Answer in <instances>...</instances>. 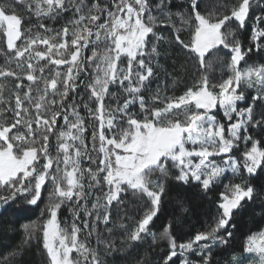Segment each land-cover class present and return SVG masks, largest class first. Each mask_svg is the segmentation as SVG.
I'll use <instances>...</instances> for the list:
<instances>
[{
    "label": "snow or ice",
    "instance_id": "6c2138e0",
    "mask_svg": "<svg viewBox=\"0 0 264 264\" xmlns=\"http://www.w3.org/2000/svg\"><path fill=\"white\" fill-rule=\"evenodd\" d=\"M262 4L264 0H234L229 14L212 19L199 11L200 0H185L184 10L175 12L173 0H110V3L109 0H35L34 14L38 18L55 19L63 13L71 14L60 29L38 22L37 28L44 30L41 34L33 33L31 28L22 30V18L9 13L11 6L0 3V30L7 38L5 62L16 64V70L0 67V77H15L19 81L13 93L14 108H0V118L5 112L14 114L11 124L0 119V206L18 195L27 204L37 205L46 183L51 189L48 219L42 225L23 224L22 244L26 245L41 231L50 264H104L97 248L89 247L86 238L80 239L82 229L77 221L83 224V229H88L86 237L92 236L97 232V224H109L113 203H122L121 194L127 189L146 196L150 202L126 235L128 241L142 242L149 235L156 238L150 226L158 215L164 193V184L159 179L153 180V174L166 177L175 168L177 180L195 183L208 192L226 172L239 175L241 166L249 176L255 175L258 169L264 170V148L260 141L247 134L250 127L264 130V111H259L264 108V66L241 69V61H245L253 48L242 50L229 24L231 21L237 29H243L253 6ZM254 22L251 40L259 52L264 50V39H261L264 38V27H261L264 14L255 15ZM161 26L172 30L177 46L187 49L189 59L196 60L201 69L205 67L206 55L213 49L222 46L228 50L231 75L219 83H210L206 75H201L180 96L161 98L159 90L153 93V59L160 55L158 43L167 42L165 34L157 30ZM187 27L194 34L185 43L180 33ZM17 41H21L19 46ZM90 44H103V51L98 54L94 47L85 60L83 51ZM40 45L44 46L43 50ZM122 57L126 58V67L121 66ZM41 61L47 63L41 64ZM86 61L93 67L94 76L85 88L95 106L85 103L83 107L99 122L91 133V149L85 143L87 129L79 106L74 101L64 103L70 92H76V81L84 72ZM49 65L57 69L54 75L46 77L44 72ZM65 65V71L61 72L60 66ZM25 79L31 83L25 85ZM242 84L255 87L256 91L248 104L238 107L245 100ZM110 85H118L126 94L122 103L115 92L109 91ZM22 88L26 91H21ZM2 93L0 85V104H5ZM106 97L116 99L117 106L106 105ZM218 105L226 121L231 122L227 125V135L225 123L213 114ZM136 106L144 114L142 118L133 111ZM61 117L63 125L57 129ZM13 129L16 132L10 136ZM54 131L56 156L49 152V138ZM249 141L251 147H245L242 165L227 155L240 143L247 146ZM217 156L226 158L217 163L211 159ZM193 158H198V162ZM85 159L97 165L95 169L82 167ZM93 189H101L103 197L97 196L89 207ZM225 192L217 206L215 223L188 242L177 244L171 235V225L165 227L163 235L168 238L170 250L162 258V264H177L178 257H182L179 264H197L189 258V253L201 257L198 264H209L213 246L228 242L218 233L229 227L234 210L242 202L254 199V188L247 184L226 186ZM62 205L71 208V231L61 227L58 219ZM81 212L84 213L82 221ZM231 235V231L226 232L227 237ZM96 243L102 246L105 255L113 249V241L101 239L100 235L96 236ZM245 250L258 257L253 264H264V230L248 238ZM232 264L243 262L233 256Z\"/></svg>",
    "mask_w": 264,
    "mask_h": 264
},
{
    "label": "rangeland",
    "instance_id": "374dc122",
    "mask_svg": "<svg viewBox=\"0 0 264 264\" xmlns=\"http://www.w3.org/2000/svg\"><path fill=\"white\" fill-rule=\"evenodd\" d=\"M200 1L202 2L203 6L201 7V9L199 11H201L202 14L211 17L212 19H215V18L222 16L224 14H229L230 13V5L234 2V0H222L224 8H215L214 6H218V4L220 3V0H214V2H213L214 6L206 5L207 0H200ZM0 3H3L6 7L11 6L10 8H8L9 13L10 14H16L22 18V29L25 26V23H26L25 20L30 18V16H31L30 13H33V15H35L34 14L35 13V0H23L22 3L17 2V0H0ZM184 3H185V0H173V4L175 5V7L172 8V11H174V12L175 11H183L184 10V8H183ZM31 7H32V11L29 10ZM263 8H264L263 5H261V6L254 5L253 6L252 10L250 11V13H252V17H253L252 21L253 22H254V16L255 15L264 14ZM70 15H71L70 13H63L62 16L56 17L55 19L43 18V17L38 18L35 15V21L40 20V23L45 22L44 25L46 27H51L53 29H60L67 22ZM229 24L232 25L231 30L234 33V38H238L239 41L241 42L242 50H246L248 47H250V44H246V46L244 47L242 40H241L242 36L240 34L241 33L240 29H237L235 24L232 23L231 21L229 22ZM254 24H255V22H254ZM263 26H264V24H263ZM28 28H31L33 33L39 31L41 34H44L43 29L33 28V27H28ZM28 28H26V29H28ZM227 28H228V24L225 25V29H227ZM157 30L160 31L161 33L165 34V36L167 37V42L160 41L158 43V52L160 53V55L153 59V65H152L154 68V74H155V78L152 80L153 93H155L157 90H159L161 98L174 97V96L182 95L188 88L194 86L195 82L197 81V79L201 75H206L208 77L210 83H219L222 80L227 79L231 75V73L228 69V64L230 63V53L228 52V50H224L222 48V46L219 49H213L211 52H209L207 54V58L205 59V61H206L205 67L203 69H201L196 60L189 59V55L186 54L188 51L187 49L182 50L181 47L177 46V44L174 41V34L170 28H166L164 26H161ZM223 30L224 29H222V31ZM193 34H194L193 29L191 27L184 28V30L180 33L181 39L184 40L185 43H188L191 41ZM5 39H7L6 36L4 35L3 31L0 30V43H2ZM22 39H23V37H22ZM68 39L70 40L71 36H69ZM20 44H21V41H17V45L19 46ZM39 47L41 50H43V48H44L43 45H40ZM94 47H96L98 54H102L103 47H104L103 44H100L98 46H94V45L90 44L89 48L84 49V51H83V56H84L85 60L87 57L91 56V51ZM213 53H216V54L213 55ZM249 54L245 57V61L247 63H245V61H241V65H240L241 69H243L247 66H264V50L259 51V56H257L256 58L249 57ZM121 59L123 62L121 66L126 67V58L122 57ZM171 59H172V62H170ZM166 62L171 63L170 69L172 70V72L170 70L169 72H167V77H164V75L166 74L165 71L169 70V68L165 67ZM40 63L46 64L47 62L41 61ZM94 63H95V61H93V65H94ZM184 63H186V65H188V66L191 64L194 66L193 70L191 72H188V74H187V71L189 70L188 68H184V70H183L184 72H182V70L180 68V65L182 64V66H183ZM14 66H15V70H16V64L15 63H14ZM0 67L5 68V66L3 65L2 62L0 63ZM66 67H67L66 65L60 66L59 70L61 72H64ZM89 67H90V69L86 70V72H88L87 83L91 82L93 79V76H94L93 67H91V66H89ZM167 67H169V66H167ZM12 69H13V66H12ZM50 69L53 71H50ZM56 69H57V66L49 65L48 67L45 68L44 76L50 77V76L54 75V70H56ZM6 78H8V77H0V85L3 86V93H2L3 98L5 101H7V103L3 104L2 107L3 108H7V107H13L14 108L15 98H14L13 93L16 91V89H14V87L11 86L12 85L11 83L5 81ZM165 78H167V80L164 81ZM125 83H127V82H125ZM42 86L43 85H41V87ZM241 87L243 88L244 93L253 92L255 94V91H256L255 87L247 88L246 85H244V84H242ZM22 89H24V88H22ZM109 91L115 92L117 99L121 103L126 98V94L122 92V90L120 89V87L118 85H110ZM214 91H218V89H214ZM70 93H69V95H70ZM89 95H90V92L87 90L86 92H84L82 94L79 93L77 98L73 99V101L77 102V104L79 105V108L81 110V112L79 111L80 115L85 118V127H86L87 131L84 133V135L86 137V140H85L86 144H87L89 138L91 137V135L89 134L90 126H91V121H90L91 117L88 115L87 110L83 107V105L85 103H88L89 106H91V107L95 106V101L89 100ZM71 102L72 101L68 102L67 100L64 101L65 105H67ZM105 103H106V105L110 104L113 108H115L117 106V100L112 99L111 97H106ZM156 103L159 104L160 101H156ZM243 103H244V101L239 102L238 107H242ZM25 104L27 106V102H25ZM0 108H1V105H0ZM216 110H219L222 117H223V113H222V110L219 108V105L217 106ZM30 111L33 112L34 109H31ZM133 111L138 112V106H136L133 109ZM143 115L144 114L142 112H138V116L140 118H142ZM0 119H2L3 121H6L7 119H10V120L12 119V122H13L14 117L12 118L8 114L4 113V116ZM70 119H71V117H70ZM217 119L219 120L218 117H217ZM220 122H221V120H220ZM228 122H229V124L231 123L230 121H228ZM120 123L123 124L124 121L121 120ZM62 125H63V119L61 117L59 119V124L56 125V128L59 129L62 127ZM124 126L126 127V125H124ZM35 127H36V125L33 124L34 129H35ZM15 132H16V129H13L12 133H9V135L11 136ZM52 134H53V136H55L57 133L54 131ZM225 134L227 135V130H226ZM52 139H51V137L49 138V149H52L51 148L52 143L56 142L54 138H52ZM16 150L17 149L14 147V151H16ZM55 151H56V149H55ZM224 158H226V157L217 156V157H212L211 159H214L217 163H222V160ZM232 158L234 160H236L234 157H232ZM193 159H194V161L198 162V158H193ZM40 162L42 164L44 161L43 162L40 161ZM82 167H84V168L92 167L93 169H95L96 166L92 165V164L89 165V163H84V160H82ZM177 174H178V169L173 168V169H170V171L168 173V177L170 176V177L176 178ZM100 175H103V174L101 173ZM228 177L229 178L238 177L239 178L238 181H240L241 184H244L243 183V177L241 176V173L239 175L234 176L231 172H226L225 176L220 179V182L216 183V185L221 186V192H222L221 195L227 194L225 192L226 186H229L232 184H240V183H238L237 180H235V181H233V183H231L229 180H227ZM152 179L153 180L159 179V180H161L162 183L164 182L162 180L163 177H161L159 173L153 174ZM85 183H87V177L85 179ZM45 185L47 186L46 197H47V199H49V193L51 191L50 184L46 183ZM102 188H103V191L107 190L106 186H104L103 184H102ZM86 191H87V189H86ZM103 191H101V189H93L92 190L93 198H92V200L90 198L88 199V206L89 207H91V205L93 203H95V198L97 196L103 197ZM124 193L126 195L121 194L122 203L117 205L114 202L112 205V219L110 220L109 224L107 226H105L103 224H97V226H96L97 232L94 233L92 236L86 237L88 229H83V224L80 221H77L78 225L82 229L81 233L79 234L80 239L84 240L86 238V242H87L89 247L97 248L98 252H100V254L104 258V264H146L147 262H150V264H158L157 259L155 261H151V260L149 261V260L145 259V257H148L146 255L150 253L151 244L155 243L154 239L151 235L146 236L141 243L140 242H131V241H128L126 239L127 232L132 230L136 226V222L142 217L143 213L148 209V207L150 206V202L148 201L146 196H144L138 192H134L131 189H127ZM220 202H222V199ZM124 205L126 207L129 205L130 208L135 211V214H136L135 217H130L128 214H126V209L124 208ZM64 211H65V213H63L62 216L60 213H58V219L60 220L61 227H67V229L69 231H71V223L73 220V215H72V211H71L70 206L67 207L66 210H64ZM48 217L49 216H47L46 219H48ZM80 218L82 221L84 219V215H80ZM121 224L124 225L123 228L120 227ZM89 225L91 228V219H89ZM108 228L112 229L111 232H109L107 230ZM205 230L206 229H203V228H202V230L199 229V230H197V232L195 234H197L198 232H201V231H205ZM262 230H264V227L260 231H262ZM259 232H256L254 234H258ZM153 233H156V232H153ZM82 234L85 235V237H82ZM97 235H100L101 239H105V240L110 239L111 241H113V249L107 255L104 254L102 246L97 245V243H96V236ZM191 238H194V236ZM191 238L190 237L186 238L184 243L188 242ZM248 238L245 241V249H246ZM219 245H221V244H219ZM215 246H213L212 250L214 249ZM245 249L242 252V254H236V255L229 256V257L228 256L219 257L218 261H220V262L216 263V264H232L233 256L238 257L239 260L243 262V264H253V261H258V257L256 256V254L247 253ZM73 255L75 256V253ZM189 258L192 261L197 262V264L201 259L200 256L192 254V253H189ZM144 259L146 260L145 262H144ZM176 259H177V264H179L182 257H178ZM209 264H214V263L212 261H210Z\"/></svg>",
    "mask_w": 264,
    "mask_h": 264
},
{
    "label": "trees",
    "instance_id": "16d2710c",
    "mask_svg": "<svg viewBox=\"0 0 264 264\" xmlns=\"http://www.w3.org/2000/svg\"><path fill=\"white\" fill-rule=\"evenodd\" d=\"M213 2L214 0H207L206 5L214 6ZM222 2L223 1L220 0L218 6L214 7L224 8ZM200 4L201 6L199 10L203 6L201 1ZM262 5L264 7V4ZM29 10L32 11V7ZM30 15L31 19L29 18L25 20L26 23L22 30L28 27L37 28V24L40 20L35 21V15H33V13H30ZM252 18V13H249V19L246 21V26L243 29H240V34L242 36L241 40L244 47L246 44H250V47L253 48L249 57L256 58L259 56V52L255 50V43L251 40L252 32L255 27ZM43 24H45V22H43ZM261 27H264L263 24ZM6 40L7 39L0 43V63L2 62L6 69H12L13 66V69L15 70L14 63L8 64L5 62L6 57L3 53L8 52ZM206 58L207 55L205 59ZM170 62H172V59ZM170 62H166L165 67L169 68V70H164L166 72L164 77H167V72L171 70ZM193 67L192 64L188 66L186 63H184L183 66L182 64L180 65L182 72H184V68L189 69L187 74L193 70ZM89 69L90 67L86 61L84 72L81 73L80 78L76 81L78 85L77 90L75 93H70L67 99L68 102H73V99L77 98L79 93L82 94L87 91L85 85L88 84V72H86V70ZM165 80H167V78H165L164 81ZM5 81L11 83V86H13L14 89H16V84L19 83L15 77H8ZM23 83L27 85L31 82H28L25 79L23 80ZM21 91H26V88L21 89ZM244 95L245 100L242 107L249 103L250 97L253 96L254 93L248 92L244 93ZM75 104L78 105L77 102H75ZM0 105L1 108H3V104ZM78 110L81 112L79 107ZM259 111H264V108H260ZM5 114H8L12 118L14 117L12 112H5ZM213 114H215L222 123H225L227 130L229 122L222 117L220 111L214 110ZM90 121L91 126L89 134L91 135L92 131L98 127V121L93 118H91ZM4 122L11 124L12 119H7ZM57 124H59V120L57 121ZM247 134L252 136L254 140L260 141L261 148H264V130H261L259 127H250ZM50 137L52 139L55 136L52 134ZM55 143L56 142H53L51 146L52 149H49V152L53 156L57 155V146ZM87 144L89 149H91V137ZM245 147L250 149L251 141H249L247 146L240 143L238 147L234 148L233 151L227 155L234 157L238 163L242 165ZM92 155L94 158H97L96 152H93ZM41 161L43 162V160ZM84 163H89V165L92 164L91 161L86 159L84 160ZM262 169H264V165H262ZM240 173L243 177V183L251 185L254 188V199L253 201L242 202L241 207L233 212L229 227L218 233V235L225 236L228 242L226 244H218L212 250L213 256L211 261L214 264L220 262L218 261L219 257H229L236 254H242L245 249L246 239L252 234L259 232L264 227V170L258 169L255 175L249 176L241 166ZM238 179V177L227 178L231 183L235 180L238 181ZM162 180L164 181V193L161 196L158 215L154 218V221L150 226L151 231L156 232L155 243L151 244L150 253L146 255L148 257H145V259L149 261H155L157 259L158 264H162V258H164L170 250L168 238L163 235L165 227L171 225V235L176 240L177 244L184 243L186 238L195 236L197 230H202V228L207 229L208 225L215 223V218L218 215L217 206L222 199L221 186L216 184H214L208 192H205L195 183L185 184L176 178L168 177V175L163 177ZM238 183L241 184L240 181H238ZM46 190L47 186L45 185L42 189L41 198L37 205L27 204L24 197L18 195L15 200L0 206V264H50V258L43 247L41 231H37L26 245L22 244L24 239V229L22 225L25 223H38L42 225L46 220V217L49 216L47 207L49 199L46 197ZM122 194L126 195L124 192ZM89 198L92 200L93 194H91ZM67 207H69V205H62L59 210L61 216L65 213L64 210H66ZM124 208L126 209V214L130 217H135V211L132 210L129 205L127 207L124 205ZM80 215H84V213L81 212ZM227 231H231V237L226 236ZM82 237H85V235L82 234ZM13 252L18 253V255L12 256L11 253ZM145 259L144 262L146 261ZM146 264H150V262H147Z\"/></svg>",
    "mask_w": 264,
    "mask_h": 264
},
{
    "label": "water",
    "instance_id": "95a60500",
    "mask_svg": "<svg viewBox=\"0 0 264 264\" xmlns=\"http://www.w3.org/2000/svg\"><path fill=\"white\" fill-rule=\"evenodd\" d=\"M237 210V209H236ZM236 210H234V211H236Z\"/></svg>",
    "mask_w": 264,
    "mask_h": 264
}]
</instances>
